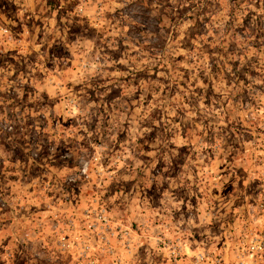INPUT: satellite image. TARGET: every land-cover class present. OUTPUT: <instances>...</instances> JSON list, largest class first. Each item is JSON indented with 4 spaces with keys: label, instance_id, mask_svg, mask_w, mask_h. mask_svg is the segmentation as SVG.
Segmentation results:
<instances>
[{
    "label": "rangeland",
    "instance_id": "374dc122",
    "mask_svg": "<svg viewBox=\"0 0 264 264\" xmlns=\"http://www.w3.org/2000/svg\"><path fill=\"white\" fill-rule=\"evenodd\" d=\"M264 0H0V264H264Z\"/></svg>",
    "mask_w": 264,
    "mask_h": 264
},
{
    "label": "built area",
    "instance_id": "2783aa9c",
    "mask_svg": "<svg viewBox=\"0 0 264 264\" xmlns=\"http://www.w3.org/2000/svg\"><path fill=\"white\" fill-rule=\"evenodd\" d=\"M250 253H253L255 256L264 255V240L259 243L255 242L252 246H250ZM218 264H222L218 262Z\"/></svg>",
    "mask_w": 264,
    "mask_h": 264
}]
</instances>
